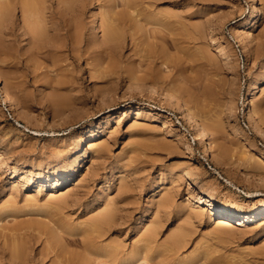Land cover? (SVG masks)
I'll use <instances>...</instances> for the list:
<instances>
[{
  "label": "rangeland",
  "instance_id": "374dc122",
  "mask_svg": "<svg viewBox=\"0 0 264 264\" xmlns=\"http://www.w3.org/2000/svg\"><path fill=\"white\" fill-rule=\"evenodd\" d=\"M72 1L0 0V78L14 101L6 103L0 91V246L16 237L23 245L27 237V264H264V220L225 228L212 223L203 206H186L201 208L194 219L191 210L183 211L185 199L199 191L229 208L252 212L264 206V195H246L264 192V184L236 170L244 163L247 171L264 174L263 164H254L264 159V137L247 115L255 112L264 128V0H257L255 28L242 34L247 45L239 40V24L249 17L251 0ZM107 28L115 29L113 41L118 38L111 45H104ZM73 31L81 33L78 41L82 37L75 51L41 47L52 40L68 44ZM256 82L259 89H253ZM170 92L205 122L210 148L226 167L203 157V140L163 100L171 101ZM71 168L75 176L65 174L60 184H38ZM76 179L82 182L76 185ZM67 188L74 198L59 204ZM167 194L173 203L165 212L158 205ZM104 209H115L113 227L93 231L89 223ZM150 231L157 235L146 242L151 249L142 238ZM176 244L184 247L176 250Z\"/></svg>",
  "mask_w": 264,
  "mask_h": 264
},
{
  "label": "bare ground",
  "instance_id": "6f19581e",
  "mask_svg": "<svg viewBox=\"0 0 264 264\" xmlns=\"http://www.w3.org/2000/svg\"><path fill=\"white\" fill-rule=\"evenodd\" d=\"M26 1V0H25ZM65 1V0H64ZM66 1H68V0H66ZM28 2V1H27ZM35 1H33V3H34ZM72 2H74V0L72 1ZM32 3V2H31ZM41 4V3H40ZM66 4V3H65ZM64 4V5H65ZM68 4V3H67ZM28 5H29V2H28ZM34 5V4H33ZM38 5V4H37ZM1 6V5H0ZM24 6V5H23ZM26 6H27V4H26ZM25 7V6H24ZM28 7V6H27ZM34 7V6H33ZM38 7V6H37ZM42 7V6H41ZM31 8H32V5H31ZM7 9V8H6ZM36 9V8H35ZM24 11V10H23ZM27 11V10H26ZM29 11V10H28ZM40 11V10H39ZM38 11V12H39ZM30 12H31V9H30ZM30 12H28V13H30ZM32 12H33V9H32ZM31 12V13H32ZM249 12H250V15H249V17L244 21V22H241L240 24H239V26H241L242 27V29H244L243 31H242V29H241V31H239L240 32V36L241 37H239L240 39V41L242 42V43H244L245 45H247V43L245 42L246 40H245V36H243L242 34L245 32V30L248 28V29H251V28H255V25L258 23V20H259V9H258V7H257V0H251V6H250V9H249ZM26 13V12H25ZM30 13V15H33V14H31ZM1 14V13H0ZM36 14H37V12H36ZM35 14V15H36ZM40 14V13H39ZM4 15H5V13H4ZM29 15V16H30ZM28 16V17H29ZM34 16V15H33ZM40 17V16H39ZM37 18V19H40V18ZM30 18V17H29ZM32 18V17H31ZM30 18V19H31ZM36 18V17H35ZM44 18V17H43ZM29 19V20H30ZM76 19V18H75ZM41 20H42V18H41ZM40 20V21H41ZM79 20V19H78ZM34 21H35V19H34ZM33 21V22H34ZM112 21V20H111ZM38 23H39V21H37ZM36 22V23H37ZM62 22V21H61ZM67 22V21H66ZM74 22V21H73ZM36 23H35V25H33V26H31V27H33V29H34V26H36ZM37 23V24H38ZM67 23H69V22H67ZM67 23H66V25H67ZM114 23H116L115 21H114ZM113 23V24H114ZM29 24V23H28ZM39 24H41V23H39ZM57 25V24H56ZM56 25H54V26H56ZM72 25H77V23H75V24H73L72 23ZM63 26H64V23H63ZM38 26H36V28H37ZM69 27V26H68ZM98 27V26H97ZM116 27V26H115ZM118 27V26H117ZM35 28V29H36ZM66 28V27H65ZM72 28V30H73V27H71ZM80 28V27H79ZM85 28V27H84ZM110 29H111V27H109ZM41 29H42V27H41ZM56 29H58V26H57V28ZM74 29H75V27H74ZM44 30V29H43ZM59 30V29H58ZM61 30V29H60ZM76 30H77V28H76ZM83 30V29H82ZM107 30H108V28H107ZM118 30V29H117ZM35 31V30H34ZM36 31H37V29H36ZM40 31V34L39 35H41V33H42V31L41 30H39ZM79 31V30H78ZM84 31H85V29H84ZM104 31V30H103ZM113 31H115V29L113 28ZM113 31H111V30H108V31H106L107 32V35H106V40H105V42H104V45H105V43L106 44H109V45H111L112 43L111 42H113L114 43V41L116 40V39H118V38H116V39H114V41H113V37L114 36H112V35H114V34H112V32ZM66 32V31H65ZM72 32V31H71ZM75 32H77V31H75ZM74 31H73V33H75ZM80 32V31H79ZM70 33V32H69ZM72 33V34H73ZM116 33H119V32H115V34ZM246 33H247V31H246ZM245 33V34H246ZM249 33V32H248ZM36 34H37V32H36ZM81 34V33H80ZM79 34V35H80ZM83 34V33H82ZM244 34V35H245ZM59 35V34H58ZM79 35L77 36V33H75L74 35H72L71 36V33H70V36L68 37L69 38V42H68V44L66 43V44H59V42H58V44H57V42H52V41H54V40H52V37H51V40L48 38V41L50 42L51 41V43H49V44H46L45 46H41V47H43V48H46V49H63V48H67V49H78V45H77V47H76V44L80 41H82L81 39H82V37L79 39V41H78V37H79ZM84 35V34H83ZM43 36V35H42ZM65 36V35H64ZM68 36V35H67ZM112 36V37H111ZM117 36H118V34H117ZM117 36H115V37H117ZM120 36V35H119ZM247 36V35H246ZM35 37L36 36H34L33 38H34V40H35ZM41 37V36H40ZM250 37V36H249ZM45 38V37H44ZM55 38V37H54ZM68 38H66V40L68 39ZM102 38V37H101ZM38 39V38H37ZM43 39V38H42ZM41 39V40H42ZM112 39V40H111ZM33 40V41H34ZM45 40H47V39H45ZM119 41V40H118ZM47 42V41H46ZM79 42V43H80ZM111 44H110V43ZM36 43V42H35ZM37 43H38V41H37ZM37 43L34 45L36 48H37ZM48 43V42H47ZM102 43H103V39H102ZM101 43V44H102ZM39 44V43H38ZM43 43H40L39 45H42ZM39 45H38V47H39ZM44 45V44H43ZM80 46L82 45V43L81 44H79ZM103 45V44H102ZM80 46H79V48H80ZM83 46V45H82ZM81 46V47H82ZM91 46H93V45H91ZM108 46V45H107ZM76 47V48H75ZM88 47V46H87ZM100 47V46H99ZM116 47V46H115ZM245 47V46H244ZM89 48V47H88ZM93 48V47H92ZM110 48V47H109ZM34 49V48H33ZM91 49V48H90ZM123 49V48H122ZM45 50V49H44ZM75 51V50H74ZM73 51V52H74ZM55 53V52H54ZM88 53V52H87ZM106 53V52H105ZM53 54V53H52ZM100 54V53H99ZM2 79L0 78V91L4 94V100H5V102L6 103H10L11 105H13L14 104V101L12 100V94H10V92H9V90L8 89H6L5 87H4V85H3V82L4 81H1ZM68 82V81H67ZM59 83V82H58ZM57 84V83H56ZM15 85V84H14ZM260 82H256L254 85H253V89H259V87H260ZM57 86H58V84H57ZM60 86V85H59ZM9 87V86H8ZM65 87V86H64ZM262 87V86H261ZM139 88V87H138ZM153 89V88H152ZM154 91L152 92L153 93V95L154 96H158V97H161V98H163L162 97V95H161V93H159V92H157V91H155V89H153ZM169 92V91H168ZM151 93V94H152ZM171 93V92H170ZM172 94V93H171ZM167 95V94H166ZM156 96V97H157ZM170 96V95H169ZM165 97V96H164ZM176 97H178V95H176V94H172V98H171V101H168L167 100V98H165V99H163L165 102H166V104L168 103V104H170L173 108H175V109H179L181 112H182V114H183V116H182V119H184V121H187L188 123H189V125L191 126L190 128L191 129H193V130H195V132L197 133V137H196V139L198 140H203V146H202V154H203V157L204 158H208V160H210V162L212 163V164H215V165H218L219 167L220 166H222V167H226L225 165L226 164H224L219 158H218V156H216V154L214 153V152H212V150H211V143H210V141H208V135H207V132H209L207 129L208 128H206V124H205V122L203 121V120H201L198 116H196L195 114L196 113H194L193 111H195V110H192V109H190L188 106H186V105H184V104H182L181 102H180V100H178ZM160 98V99H161ZM3 100V101H4ZM162 100V99H161ZM163 101V102H164ZM165 102H164V104H165ZM186 104V103H185ZM12 107H14V106H12ZM64 107V106H63ZM141 107H138V109H140ZM247 108L248 109H250V107H249V105H247ZM133 112V111H132ZM248 112V111H247ZM180 113V112H179ZM255 113V112H254ZM253 112H252V110L250 109L249 110V113L247 114L248 116H249V126H251V127H256L257 129H258V131H260V133L263 135V137H264V128H263V126H259V123L257 124V120H256V116H255V114H254ZM137 115H139V114H137ZM113 116V114H111L110 113V115H108V121H110V118ZM258 118V117H257ZM264 118V117H263ZM186 122V123H187ZM108 124V123H107ZM201 126V128L199 127V126ZM208 125V124H207ZM99 127V126H98ZM164 127H167V123H164ZM209 127V126H208ZM94 130L95 129H92L91 130V133H89L90 134V136L92 137V136H94ZM206 130H207V132H206ZM91 139V138H90ZM75 140V139H74ZM88 140V139H87ZM93 140V139H92ZM92 140L90 141V144H89V147L87 148L88 150L89 149H91L92 147H93V145L95 144H93L92 143ZM95 141V140H94ZM77 145V144H76ZM96 146V145H95ZM221 147V146H220ZM94 148V147H93ZM106 149V148H105ZM223 149V148H222ZM88 150H86L84 153H83V157H85V156H87V153H88ZM218 154V153H217ZM81 155V154H80ZM77 156V155H76ZM80 157V156H79ZM103 157V156H102ZM102 157H101V159H102ZM72 158V157H71ZM259 158V157H258ZM81 159V158H80ZM100 159V158H99ZM251 159V158H250ZM256 159V158H255ZM230 160V159H229ZM76 161V160H75ZM249 161H251V160H249ZM256 161H258V160H256ZM260 161H261V163H258V162H255L254 164H255V166H257V165H262V166H264V163H262L263 161H264V159H262V158H260ZM75 163V162H74ZM239 163V162H238ZM252 163H253V159H252ZM243 164L244 163H242V166H243ZM250 164V163H249ZM228 165H232V164H228ZM245 165V164H244ZM233 166V165H232ZM235 166H237V165H235ZM241 166V164L240 165H238V167H239V169H236L234 166V168L236 169V170H239V172H241V173H243L245 176H246V178L247 179H250V180H252V182L253 181H255V182H259V183H261V184H264V174L263 173H260V172H254V171H252V172H249V171H247L245 168H243ZM76 167V166H75ZM250 167V166H249ZM248 167V168H249ZM247 168V169H248ZM251 168H252V165H251ZM251 168H249V170H251ZM257 167H255V169H256ZM261 168H264V167H261ZM223 169V168H222ZM226 169V168H225ZM245 169V170H244ZM253 169H254V167H253ZM254 169V170H255ZM201 170V169H200ZM261 170V169H260ZM264 170V169H263ZM14 171V170H13ZM186 171V170H185ZM187 171H188V169H187ZM190 171V170H189ZM234 171V170H233ZM256 171H259V170H256ZM75 172H76V169L75 168H71V169H69L67 172H64V171H61V170H59V171H57L54 175H55V177H56V179H52L53 177L52 176H47V177H45V178H42L41 180H39V182H38V184H40V183H44V182H53V181H55V180H57V183L58 184H60V181L62 180V179H64V176H65V174H67V176H65V177H69V176H75L74 174H75ZM192 172V171H191ZM236 172V171H235ZM263 172V171H262ZM240 173V174H241ZM20 174H24V172H22V171H19V170H15L14 171V175L15 176H18V175H20ZM185 176L186 175H193V176H195V174H191L190 172H185V174H184ZM201 175V174H200ZM21 176V175H20ZM83 176V175H82ZM35 177V176H34ZM114 177V176H113ZM23 178H25V177H23ZM28 178V177H27ZM190 178V177H189ZM80 179H81V177H80ZM246 179V180H247ZM77 180V182L75 181V183L74 184H80V182H82L81 180L79 181L78 179H76ZM83 180V179H82ZM91 180V179H90ZM225 180V179H224ZM250 180H247V181H250ZM88 181V180H87ZM93 182V181H92ZM106 182V181H105ZM194 182V181H193ZM205 182V181H204ZM229 183L228 184H230L231 185V187L233 188V189H238V190H240L232 181H228ZM27 183V182H26ZM30 183H31V179H30V182H29V185H30ZM35 183V182H34ZM85 183V182H84ZM198 183V182H197ZM258 183V184H259ZM210 184V183H209ZM128 185V184H127ZM26 186V185H25ZM57 186V185H56ZM158 186V185H157ZM77 187V186H76ZM92 186H90V188H91ZM25 188V187H24ZM38 188V187H37ZM70 188V187H69ZM73 188H75V187H73ZM68 189V188H67ZM85 189V188H84ZM122 189V188H121ZM129 189H130V187H129ZM73 190V189H68V190H66L67 192H65L66 194L63 196L62 195V197H59V200H58V202L59 201H62L64 204H62V205H65V203L67 204L68 203V201L70 200L69 199V197L71 196V195H69L68 193L70 192L71 193V191ZM92 190H93V188H92ZM74 191V190H73ZM72 191V192H73ZM115 191V190H114ZM126 191V190H125ZM106 192V191H105ZM118 192V191H117ZM120 192H122V190L120 191ZM74 193V192H73ZM76 193V192H75ZM81 193V192H80ZM79 193V194H80ZM119 194V193H118ZM126 194V193H125ZM55 195V194H54ZM168 195L169 194H167L166 196H167V198L165 197V200L164 201H162L161 203H160V205H158L159 206V210H165V209H168V207L169 206H171V202H172V199L170 198V197H168ZM248 197H257V196H263L264 195V192H261V191H256V192H247V194H246ZM50 196V195H49ZM82 196V195H81ZM117 196V195H116ZM170 196V195H169ZM52 197V196H51ZM77 197H79V196H77ZM71 198H74V197H72L71 196ZM76 198V197H75ZM79 198H81V197H79ZM83 198V197H82ZM87 198V197H86ZM115 198H117V197H115ZM230 198V197H229ZM109 199V198H108ZM121 199V198H120ZM51 200V199H50ZM72 200V199H71ZM54 201H55V199H54ZM73 202H76V204L77 203H79V199H78V201L77 200H72ZM111 201V200H110ZM113 201L115 202V200L113 199ZM128 201V200H127ZM185 201H186V203L184 204V207H183V211H185V212H189L190 210V215H188V217L190 218L191 216H192V214L194 215V216H196V215H198V213H200V209L201 208H199V210H196L197 208H188V207H186L189 203L191 204V205H198V206H203L204 208H205V211H207V212H209V219H210V221L213 223H215L216 225L218 224L219 226H225V228L227 227V228H230L229 226H231L232 227V223H235V225L237 224V225H239V224H244V223H259V222H261L262 223V221L264 220V206L263 207H261V208H259V209H257L256 211H250V212H247V211H244V210H241V209H239V208H229L227 205H225V204H219V203H217L216 202V200L213 198V197H211V196H209V195H207L206 193H204V192H195V193H193L191 196H189L187 199H185ZM58 202H56V204L59 206V204H60V202H59V204H58ZM73 202H72V205H73ZM97 202V201H96ZM125 202V201H124ZM53 203H55V202H53ZM70 203V202H69ZM107 203H108V201H107ZM130 203V202H129ZM132 204H133V201L131 202ZM173 203V202H172ZM52 204V203H51ZM55 204V207L57 206ZM75 204V203H74ZM106 204V203H105ZM112 204H114V203H112ZM112 204L110 205V206H112ZM11 205V204H10ZM69 205H71V204H69ZM68 205V206H69ZM108 205V204H107ZM109 205H108V207H109ZM57 206V207H58ZM61 206V205H60ZM58 207V210H59V208L61 209L62 208V206L61 207ZM106 206V205H105ZM116 206V205H115ZM118 206V205H117ZM116 206V207H117ZM129 206V205H128ZM9 207V206H8ZM64 207V206H63ZM66 207H67V205H66ZM102 208L104 207V206H101ZM115 207V208H116ZM7 208V207H6ZM11 208V207H10ZM70 208V207H69ZM68 208V209H69ZM157 208V207H156ZM170 208V207H169ZM8 209V208H7ZM6 209V210H7ZM54 209H57V208H54ZM53 209V210H54ZM94 209V208H93ZM150 209V208H149ZM158 209H157V211H158ZM4 210H5V208H4ZM4 210H3V212H4ZM5 210V211H6ZM15 210V209H14ZM17 210V209H16ZM58 210H57V212H58ZM62 210V209H61ZM95 210V209H94ZM109 210V209H108ZM133 210V209H132ZM163 210V211H164ZM10 211H11V209H10ZM18 211V210H17ZM56 211V210H55ZM74 211V210H73ZM76 211H78V210H76ZM98 211V210H97ZM104 212L106 211L105 209L103 210ZM114 211H115V209L112 211V210H110V211H106L104 214H102V212H101V214H99L100 216L99 217H94L93 219L94 220H92V222H91V224L89 223V225H91V229L93 230V231H100L102 228H104L105 226H107V225H109L110 223H112L113 221H115L114 219H115V217H116V213L114 214ZM130 211V210H129ZM149 211V210H148ZM155 211V210H154ZM195 211V212H194ZM3 212H1V213H3ZM9 212V211H8ZM52 212V211H51ZM60 212V211H59ZM58 212V213H59ZM165 212H166V210H165ZM194 212V213H193ZM160 213V212H159ZM126 214H128V213H126ZM161 214V213H160ZM13 215V214H12ZM98 215V214H97ZM118 216L120 215V214H117ZM144 215H145V217L146 216H148V212H146V213H144ZM155 215V214H154ZM206 215V214H205ZM14 216V215H13ZM69 216V215H68ZM79 216V215H78ZM124 216V215H123ZM150 216V215H149ZM156 216V215H155ZM187 216V215H186ZM185 216V217H186ZM142 217V216H141ZM145 217H143V219L145 218ZM154 217V216H153ZM157 217H159V216H157ZM188 217H186V218H188ZM54 218H55V216H54ZM154 218H156V217H154ZM192 218H193V216H192ZM72 219V218H71ZM70 219V220H71ZM126 219V218H125ZM160 219V221H161V218H159ZM158 219V220H159ZM194 219V218H193ZM7 220V219H6ZM66 220V219H65ZM79 220V219H78ZM120 220V219H119ZM139 220H142V218H139ZM139 220H138V223H139ZM148 220V219H147ZM185 220V219H184ZM15 221V220H14ZM67 221V220H66ZM73 221V220H72ZM159 222V221H158ZM157 222V223H158ZM186 222V221H185ZM192 222V221H191ZM191 222H190V224H191ZM119 223V222H118ZM137 223V224H138ZM87 224H88V222H87ZM113 224V223H112ZM119 224H121V223H119ZM147 224V223H146ZM67 225V224H66ZM86 225V224H85ZM88 225V226H89ZM139 225V224H138ZM156 224H154V227H156L155 226ZM188 225H189V223H188ZM256 225V224H255ZM109 226H112L113 227V225H109ZM152 226H153V224H152ZM218 226V227H219ZM258 226V225H257ZM20 227V226H19ZM67 227H68V225H67ZM80 227V226H79ZM83 227V226H82ZM112 227H109V229H112ZM179 227V226H178ZM234 227V226H233ZM232 227V228H233ZM250 227V226H249ZM87 228V227H86ZM151 228V227H150ZM183 228V227H182ZM156 229V228H155ZM157 229H159V228H157ZM177 229V228H176ZM186 229V228H185ZM215 229H217V228H215ZM220 229V228H219ZM218 229V230H219ZM223 229V228H222ZM14 230V229H13ZM22 230V229H21ZM80 230H81V228H80ZM104 230V229H103ZM118 230H119V228H118ZM148 230V229H147ZM152 230V229H151ZM189 230H190V228H189ZM231 230V229H230ZM19 231V230H18ZM71 231V230H70ZM92 231V232H93ZM108 231V230H107ZM107 231L106 232H104V231H102L104 234L105 233H107ZM120 231H122V230H120ZM141 230H139V232H140ZM154 231V230H153ZM153 231H150L147 235H146V237H145V235H144V237H142V238H144V243L146 244V245H144V246H150L149 248L151 249V244L149 245H147V243L146 242H148V243H150V242H153L154 241V237H153V234L155 233V235H156V232H153ZM182 231V230H181ZM226 231V230H225ZM85 232V231H84ZM90 232V231H89ZM159 232V231H158ZM100 233V232H99ZM98 233V234H99ZM146 233V232H145ZM186 232L185 231H182V233L180 232V234L181 235H183L184 234V236H186L187 235V233L185 234ZM223 233V232H222ZM27 234V233H26ZM28 234H30L29 232H28ZM65 234V233H64ZM72 234V233H71ZM85 234H88L87 232L85 233ZM94 234H96V232L94 233ZM120 234V233H119ZM140 234V233H139ZM180 234H178V235H176L175 234V236H173V238L175 237V238H177V237H179L180 236ZM190 234H191V232H190ZM16 235V234H15ZM21 235V234H20ZM25 235V234H24ZM31 235H32V233H31ZM30 235V237L32 238V236ZM60 235V234H59ZM78 235V234H77ZM79 235H80V233H79ZM78 235V236H79ZM89 235V234H88ZM100 235H102V234H100ZM110 235V234H109ZM17 236V235H16ZM19 236V235H18ZM34 236V235H33ZM53 236V235H52ZM73 236H75V235H73ZM106 236V235H105ZM157 236V235H156ZM10 237V236H9ZM30 237H28V238H30ZM35 237V236H34ZM66 237V236H65ZM68 237H70L69 235H68ZM67 237V238H68ZM85 237H87L86 235H85ZM136 237V236H135ZM171 237V236H170ZM2 237H0V239H1ZM27 238V237H26ZM25 238V239H26ZM31 238H30V240H31ZM38 238V237H37ZM36 237L35 238H33L35 241L36 240H38ZM61 238V237H60ZM66 238V239H67ZM98 238V237H97ZM138 238V237H137ZM172 237H171V239L173 240V243L176 241V239H173ZM180 239H181V237H179ZM188 238H190V237H188ZM3 239V238H2ZM15 239H19V237L17 238H15ZM15 239H13L14 241L13 242H5L6 243V245H5V243H4V245L2 246V244H1V246H0V264H27V263H25V262H28L26 259V257H24L25 255H24V252H23V250L25 251V249H23V245H27L28 243V240H26L25 241V239H23L24 240V242H22L23 243V245H19V244H17L16 242H19L20 240H22V239H19V240H15ZM53 239V238H52ZM70 239V238H69ZM68 239V240H69ZM71 239H73V238H71ZM85 239V238H84ZM93 239H95L94 237H93ZM92 238H91V240H93ZM105 239V238H104ZM168 239V238H167ZM6 240H9V238L8 239H6ZM29 240V241H30ZM87 240H88V238H87ZM138 240V239H137ZM179 240V239H178ZM182 240H183V242L186 240H184V238H182ZM3 242L5 241V240H2ZM63 241H64V239H63ZM77 241V240H76ZM83 241H85V240H82V242ZM88 241H90V240H88ZM94 241V240H93ZM107 240H105V242H106ZM112 241V240H111ZM131 241H133V240H131ZM130 241V242H131ZM171 241V240H170ZM31 242V241H30ZM67 242H69V241H67ZM81 242V243H82ZM104 242V241H103ZM108 242V241H107ZM134 242H137V241H135L134 240ZM142 242V241H141ZM165 242V241H164ZM163 242V243H164ZM181 241H179V243H180ZM187 242V241H186ZM9 243H11V245L12 246H9ZM13 243V244H12ZM25 243V244H24ZM90 243V242H89ZM98 243V242H97ZM117 243V242H116ZM140 243V242H139ZM166 243V242H165ZM170 243V242H169ZM182 243V242H181ZM180 243V244H181ZM31 244V243H30ZM68 244V243H67ZM78 244V243H77ZM85 244V243H84ZM110 244H112V243H110ZM153 244V243H152ZM171 244V243H170ZM178 244V243H177ZM176 244V245H177ZM183 244V243H182ZM188 243H186V245H187ZM51 245V244H50ZM114 245V244H113ZM112 245V246H113ZM134 245H136V243H134ZM167 245V244H166ZM169 245V244H168ZM183 245H185V244H183ZM181 246V245H177L178 247H177V249L176 250H178L179 249V246H181V247H184V246ZM28 246H29V244H28ZM28 246H27V249H28ZM54 246V245H53ZM105 246V245H104ZM122 246V245H121ZM130 246H132V245H130ZM140 246H141V244H140ZM165 246V245H164ZM175 246V245H174ZM52 247V246H51ZM51 247H50V249H51ZM94 247V246H93ZM96 247V246H95ZM166 247V246H165ZM170 247H172L171 249H173V245L172 246H170ZM114 248H115V245H114ZM114 248H112V249H114ZM120 248V247H119ZM118 248V249H119ZM134 248H135V246H134ZM146 248V247H145ZM148 248V249H149ZM53 249H55V248H52V250ZM92 249V248H91ZM106 249H108V246H107V248ZM105 249V251H107ZM110 250V249H108V250H110V251H113V250ZM130 249H131V247H130ZM166 249V248H165ZM168 249V248H167ZM52 250H51V252H50V250L48 249V251L50 252V253H52ZM83 250V249H82ZM101 250V249H100ZM104 250V249H103ZM138 251H139V247H138V249H137ZM146 250H147V248H146ZM176 250H175V252H176ZM26 251H28V250H26ZM25 251V252H26ZM55 251V250H54ZM54 251H53V253H54ZM124 251V250H123ZM134 251V250H133ZM148 251V250H147ZM44 253L43 254H45V252H47V250L45 251H43ZM56 252H57V250H56ZM87 252V251H86ZM94 252V251H93ZM100 252V251H99ZM109 252V251H108ZM114 254L116 253L117 254V250H115L114 249ZM113 252L111 253V255L113 254ZM137 252V251H136ZM146 252V251H145ZM27 253V252H26ZM59 253V252H58ZM68 253V252H67ZM120 253H122V251L120 252ZM124 253V252H123ZM131 253V255L129 256V258L132 256L133 257V255H132V253H134V252H130ZM148 253V252H147ZM41 254V253H40ZM57 254V253H56ZM42 255V254H41ZM46 255V254H45ZM92 254H90V256H91ZM144 255V254H143ZM27 257L29 256V254L27 253V255H26ZM43 256V255H42ZM57 256H58V254H57ZM56 256V258H58ZM62 257H64L63 255H61ZM60 256V257H61ZM67 256V255H66ZM115 256V255H114ZM124 256V255H123ZM140 256V255H139ZM25 259H24V258ZM62 257L61 258H59L60 260H62ZM68 257V256H67ZM67 257H65V258H67ZM125 257H128L127 255H125ZM131 257V258H132ZM143 258H146V257H144V256H142ZM99 258V257H98ZM109 258V257H108ZM121 258H123V257H121ZM134 258V257H133ZM132 258V259H133ZM141 258V257H140ZM117 259V258H116ZM26 260V261H25ZM60 260H58V261H60ZM67 260H69V257H68V259ZM125 260V259H124ZM135 260H137V259H135ZM142 260V259H141ZM145 260V259H144ZM66 261V260H65ZM114 261V260H113ZM117 261V260H116ZM129 262H132L133 260H128ZM127 261V262H128ZM140 261V260H139ZM68 263H69V261H67ZM62 263V262H61ZM60 263V264H61ZM119 263V262H118ZM142 263V262H141ZM140 263V264H141ZM146 263H148V262H146ZM54 264H56V262L54 263ZM63 264H67V263H64V261H63ZM71 264V263H70ZM103 264V263H102ZM124 264H125V262H124ZM135 264V263H134Z\"/></svg>",
  "mask_w": 264,
  "mask_h": 264
}]
</instances>
